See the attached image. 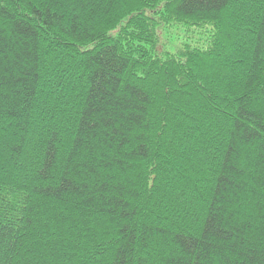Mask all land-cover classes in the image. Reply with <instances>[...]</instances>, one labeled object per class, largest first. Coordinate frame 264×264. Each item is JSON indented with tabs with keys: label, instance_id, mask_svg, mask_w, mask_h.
Returning <instances> with one entry per match:
<instances>
[{
	"label": "trees",
	"instance_id": "16d2710c",
	"mask_svg": "<svg viewBox=\"0 0 264 264\" xmlns=\"http://www.w3.org/2000/svg\"><path fill=\"white\" fill-rule=\"evenodd\" d=\"M0 264H264V0H0Z\"/></svg>",
	"mask_w": 264,
	"mask_h": 264
},
{
	"label": "rangeland",
	"instance_id": "374dc122",
	"mask_svg": "<svg viewBox=\"0 0 264 264\" xmlns=\"http://www.w3.org/2000/svg\"><path fill=\"white\" fill-rule=\"evenodd\" d=\"M198 29H189L187 32L181 26H172L165 28L161 26L159 44L165 49L181 48L185 43L190 47H202L204 45V30L198 34Z\"/></svg>",
	"mask_w": 264,
	"mask_h": 264
}]
</instances>
